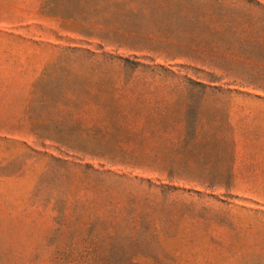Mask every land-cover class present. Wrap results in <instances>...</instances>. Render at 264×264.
<instances>
[{
	"label": "rangeland",
	"instance_id": "obj_1",
	"mask_svg": "<svg viewBox=\"0 0 264 264\" xmlns=\"http://www.w3.org/2000/svg\"><path fill=\"white\" fill-rule=\"evenodd\" d=\"M0 264H264V0H0Z\"/></svg>",
	"mask_w": 264,
	"mask_h": 264
}]
</instances>
